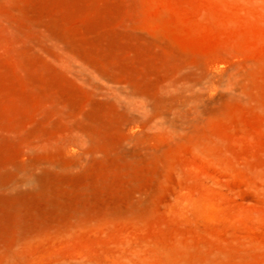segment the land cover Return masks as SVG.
Instances as JSON below:
<instances>
[{
	"label": "rangeland",
	"instance_id": "1",
	"mask_svg": "<svg viewBox=\"0 0 264 264\" xmlns=\"http://www.w3.org/2000/svg\"><path fill=\"white\" fill-rule=\"evenodd\" d=\"M0 264H264V0H0Z\"/></svg>",
	"mask_w": 264,
	"mask_h": 264
}]
</instances>
